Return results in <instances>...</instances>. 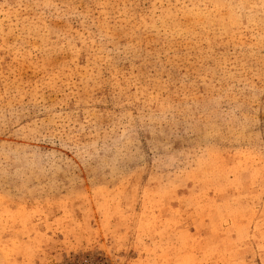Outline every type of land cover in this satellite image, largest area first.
I'll return each mask as SVG.
<instances>
[{
	"label": "rangeland",
	"instance_id": "1",
	"mask_svg": "<svg viewBox=\"0 0 264 264\" xmlns=\"http://www.w3.org/2000/svg\"><path fill=\"white\" fill-rule=\"evenodd\" d=\"M0 264H264V0H0Z\"/></svg>",
	"mask_w": 264,
	"mask_h": 264
}]
</instances>
